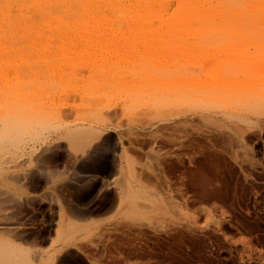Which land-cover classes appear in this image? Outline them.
I'll list each match as a JSON object with an SVG mask.
<instances>
[{
    "label": "rangeland",
    "instance_id": "374dc122",
    "mask_svg": "<svg viewBox=\"0 0 264 264\" xmlns=\"http://www.w3.org/2000/svg\"><path fill=\"white\" fill-rule=\"evenodd\" d=\"M124 33L76 60L0 63L27 76L16 88L44 86L27 108L50 105L64 117H39L3 142L0 181L22 188H0V212L34 234L2 264L65 255L77 264H264V13H215L197 31ZM185 76L210 94L170 112L150 88ZM106 137L119 165L93 201L100 206L82 203L90 209L79 214L66 183ZM32 171L45 178L39 188L24 179Z\"/></svg>",
    "mask_w": 264,
    "mask_h": 264
},
{
    "label": "bare ground",
    "instance_id": "6f19581e",
    "mask_svg": "<svg viewBox=\"0 0 264 264\" xmlns=\"http://www.w3.org/2000/svg\"><path fill=\"white\" fill-rule=\"evenodd\" d=\"M215 13H264V0H0V63L10 62L11 57L18 54L24 56L21 57L22 59L26 57L28 62L36 65L50 63L54 60L62 62L64 58L76 60L77 57L85 54L83 49L92 43L100 41L101 44H106L104 42L115 38L111 36L112 33L153 32V34H162L163 32H178L184 28L197 31L202 29ZM139 36L141 35L136 37ZM19 73L18 69L0 71L2 79L0 85V171L9 168L5 166L6 161L2 158H6L4 150L7 149L3 142L9 139L11 131L21 125L31 124L43 116L64 120L62 110H50L52 114L50 115L48 110L50 105L47 109L41 107L32 110L26 107L30 102L34 103L30 97L42 84L37 88L24 87L25 84L16 88L17 85L13 84L15 80L24 81L27 77ZM34 73L37 74V72ZM61 74L63 76L65 73ZM29 79L34 80L32 77ZM165 82L160 81L152 88L146 86L155 89L159 103L171 107L169 111L173 113L189 112L191 105L208 93L206 86L197 84L195 78L185 76L170 85H166ZM131 84L128 86L127 83V86L130 87ZM43 87L42 85L41 89ZM143 88L147 89L145 86ZM143 88L142 91H144ZM70 111L73 112V110ZM67 112H65L66 115ZM113 140L112 137H106L95 144L83 161L77 163L75 159L74 166L78 170V176L74 181L67 182L66 186L75 193L78 204L74 205V209L79 214H85L90 209L82 207V203L94 204V209L100 206L101 200L95 203L93 201L98 191L106 184L105 176L112 174L119 165ZM25 175L24 179L29 178V182H33L30 186L34 188H39L45 181L42 174L37 171ZM7 180L6 178L0 181V188L8 191L22 188L21 185ZM18 181L25 184V181ZM22 220L12 219V216L0 212V264L8 261L12 252L22 253L24 245L16 242L17 239L32 237L34 234L33 230L28 231L24 226H20L23 225L20 222L24 223ZM60 264L77 263L71 255H65L61 258Z\"/></svg>",
    "mask_w": 264,
    "mask_h": 264
}]
</instances>
